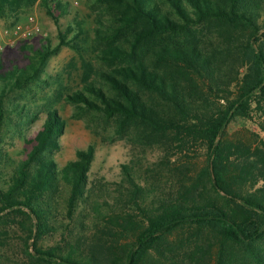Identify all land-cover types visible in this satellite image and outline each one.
<instances>
[{
  "label": "trees",
  "instance_id": "trees-1",
  "mask_svg": "<svg viewBox=\"0 0 264 264\" xmlns=\"http://www.w3.org/2000/svg\"><path fill=\"white\" fill-rule=\"evenodd\" d=\"M33 1L0 0V17ZM95 1L111 14L94 29L102 44L94 58L109 65L99 72L104 86L85 78L66 99L113 120L131 142H163L156 166L170 165L173 147L198 146L204 162L191 177L182 163L171 180L122 164L126 192L93 200L85 218L103 221V235L89 238L76 216L93 196L95 146L59 169L52 155L65 121L48 107L25 159L0 185V240L19 225L26 264H264V147L227 137L230 125L264 112V0ZM46 3L57 22L67 5ZM67 43L61 34L55 46L26 45L21 66L0 55V130L25 106L12 94Z\"/></svg>",
  "mask_w": 264,
  "mask_h": 264
},
{
  "label": "rangeland",
  "instance_id": "rangeland-1",
  "mask_svg": "<svg viewBox=\"0 0 264 264\" xmlns=\"http://www.w3.org/2000/svg\"><path fill=\"white\" fill-rule=\"evenodd\" d=\"M57 1L66 4L67 8L55 22L48 13L46 2L53 5ZM28 16L34 17L39 23L40 33L10 42L4 35V30L15 23H24ZM110 17L105 5L95 0H34L29 5L21 3L13 14L0 17V55L8 65L15 63L21 66L27 62L26 57L30 52L25 48L26 45L38 46L41 40L49 39L55 46L61 34L68 42L48 57L35 82L27 85L25 90H16L12 94V102L25 103V106L21 113H12L9 122L0 130V185H3L18 163L25 159L29 149L26 141L41 128L47 108H55L65 121L63 133L59 136L60 148L52 155L59 169L75 158L77 149L85 148L88 144L95 146V156L88 171V186L91 187L93 196L86 201L87 212L76 216L77 219L83 216L82 220H86L85 234L92 239L102 237L100 228H103L104 222H95V218L89 220L85 216L93 213L91 209L94 199L99 202H114L116 198L123 197L126 189L122 186V164H130L134 160L144 173H149L146 171L149 169L156 170L154 172L157 176L162 179L169 177L171 180L181 176L177 170L182 163L189 160V164H184L190 170L187 176L191 177L204 162L198 146L182 151L173 147L174 153L168 156L170 165L156 166L155 163L166 155V145L163 142L143 145L131 142L116 133L113 120H107L94 112H80L66 99L67 93L83 88L87 83L85 78L88 82L104 86L99 72L108 69L109 65L94 58L102 47L94 36V29L98 19L108 21ZM227 137L235 141L251 142L253 146L263 148L264 112L253 110L251 119L245 125H230ZM185 154L190 156L186 157ZM21 236L23 233L20 232L19 225L6 230L0 240V264H26ZM260 247L264 253V244H260ZM102 251L103 246L101 253ZM240 259V256L237 257V261Z\"/></svg>",
  "mask_w": 264,
  "mask_h": 264
},
{
  "label": "built area",
  "instance_id": "built-area-1",
  "mask_svg": "<svg viewBox=\"0 0 264 264\" xmlns=\"http://www.w3.org/2000/svg\"><path fill=\"white\" fill-rule=\"evenodd\" d=\"M38 33H40V25L32 16H28L24 23H15L11 28L4 30V35L10 42L26 39Z\"/></svg>",
  "mask_w": 264,
  "mask_h": 264
}]
</instances>
